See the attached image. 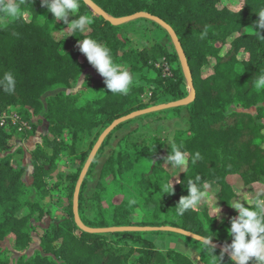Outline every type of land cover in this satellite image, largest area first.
<instances>
[{"label":"trees","instance_id":"16d2710c","mask_svg":"<svg viewBox=\"0 0 264 264\" xmlns=\"http://www.w3.org/2000/svg\"><path fill=\"white\" fill-rule=\"evenodd\" d=\"M93 1L112 17L147 11L169 23L186 55L195 98L185 106L135 117L111 131L80 188L81 222L89 227L170 225L223 245L230 243L227 230L230 219L238 215L231 208L237 190L264 187V88L255 83L264 74V29L243 31L259 22L257 13L264 9V0H240L237 9L224 0ZM17 3L18 16L0 26V78L10 72L16 81L14 92L0 89V109L14 108L31 128L0 127V264H199L177 248L157 247L151 235L189 239L203 248L202 256L208 261L211 250L190 237L169 231L89 233L78 227L72 210L76 181L101 131L119 116L187 95L185 76L167 32L144 18L113 25L81 0L79 14L89 15L93 22L85 33H65L63 21L52 26L50 20H40L41 13H49L41 0ZM133 22L161 28L169 43L132 45L120 29ZM86 37L106 45L113 60L132 74L127 95L108 92L103 77L94 75L95 68L77 46ZM162 58L170 65L169 76L155 64ZM183 110L186 127L170 135L183 145L189 163L177 176L164 161L171 150L168 137L141 136L133 129L110 142L128 122L161 114L175 117ZM43 122L46 131L30 150L27 164L18 137L36 135ZM65 152L78 158L77 168L53 175L57 159ZM197 152L200 157L194 159ZM197 175L201 184L218 186L211 193L218 207L229 210L224 221L209 206L178 214L176 206ZM232 176L241 183L233 184ZM169 182L173 192L166 191ZM57 191L67 202L61 216L53 217V205L44 200ZM43 219L47 223L41 227ZM220 252L215 248V255ZM222 264H229L226 254Z\"/></svg>","mask_w":264,"mask_h":264},{"label":"clouds","instance_id":"9594fccd","mask_svg":"<svg viewBox=\"0 0 264 264\" xmlns=\"http://www.w3.org/2000/svg\"><path fill=\"white\" fill-rule=\"evenodd\" d=\"M41 6L52 14L55 21H63L67 26L65 33H85L92 24V18L87 14H79L81 0H41ZM20 13L17 0H0V26H6L9 21ZM258 26L264 29V9L258 13ZM75 17L74 19H69ZM79 51L86 57L100 76L108 92L127 95L133 84V76L126 67L113 60L110 49L103 43L86 37L77 42ZM257 87L264 88V74L259 75L255 81ZM15 78L7 72L0 78V89L6 92L15 91ZM83 84V83H82ZM166 144L171 149L164 158L165 164L170 166L169 171L177 174L188 166V154L183 150V145L175 142L174 136L169 135ZM200 154H194V159H199ZM173 192V185L169 182L166 191ZM188 195L180 198L176 206L179 215L188 210L197 209L203 202L211 199L212 186L208 182L201 184V177L197 175L194 180L188 182ZM238 194L233 199L231 208L238 215L230 219L228 235L230 243H225L220 256L214 255L215 246H210L211 240L205 239L203 246L211 250L217 264H222L225 254L229 256V264H264V189L249 193L243 189L237 190ZM218 201V200H217ZM215 215L220 218L221 208L216 205ZM247 205V206H246Z\"/></svg>","mask_w":264,"mask_h":264},{"label":"water","instance_id":"95a60500","mask_svg":"<svg viewBox=\"0 0 264 264\" xmlns=\"http://www.w3.org/2000/svg\"><path fill=\"white\" fill-rule=\"evenodd\" d=\"M86 6L90 9V11L95 14L96 16L103 17L105 20L109 21L113 25H122L128 22H131L133 20H136L138 18H144L148 19L150 21H153L160 25L169 35L171 42L173 44V47L176 51V54L178 56L181 68L183 70V74L185 76V80L187 83V88H188V93L186 96L163 102V103H158L155 105H151L142 109H137L134 111H131L127 114H124L122 116H119L115 119H113L109 125H107L101 133L98 135L95 143L93 144L82 168L79 173L78 179L76 181L75 187H74V192H73V197H72V210H73V215H74V220L78 227H80L82 230L89 232V233H98V232H114V231H169L177 234H181L186 237H190L192 239H195L197 241L203 242L206 239V237L194 233L192 231L183 229L181 227L177 226H170V225H161V226H149V225H124V226H110V227H89L84 225L80 218H79V213H78V204H79V193H80V188L83 183V180L87 174V171L92 164L98 150L102 146L104 139L111 133V131L117 127L118 125L122 124L125 121L131 120L135 117L156 112V111H161L165 110L168 108H173V107H179V106H185L189 104L194 98H195V88L193 85V79H192V74L190 67L188 65V61L186 58V55L184 53V50L181 46V43L179 41V38L172 28V26L165 22L163 19L160 17L153 15L147 11H137L131 14L123 15L120 17H112L109 15L107 12H105L99 5H97L93 0H83ZM163 154H165V148L163 149ZM209 239V238H207ZM210 246H215V248L222 250L224 245L222 243L216 242L211 240ZM227 255V254H226ZM228 256V255H227ZM229 257V256H228Z\"/></svg>","mask_w":264,"mask_h":264},{"label":"rangeland","instance_id":"374dc122","mask_svg":"<svg viewBox=\"0 0 264 264\" xmlns=\"http://www.w3.org/2000/svg\"><path fill=\"white\" fill-rule=\"evenodd\" d=\"M224 2L226 4H228L230 7L232 8H239L240 6V0H228V1H225ZM48 15H51V13H41L40 15V20L41 21H49V23H51L52 26H57L59 25L62 21H55L54 20V17L53 16H48ZM135 21V20H133ZM136 23L138 24V22H133V24ZM150 24V23H149ZM156 27V26H154ZM155 29H158L157 31H162L164 32L161 28L159 27H156ZM259 26H258V21H255V22H252L251 24L245 26L243 28V31H247V30H252V31H257L259 30ZM156 31V32H157ZM120 34H125L126 36H128L131 40V43L132 45L134 46H143V45H149L153 42H155L157 39H158V36L157 34L155 33V31H151L150 29H148L147 27H141V26H137V27H134L133 30H130L129 28L127 27H123L120 29ZM157 64V62L155 63ZM157 66V65H156ZM94 68V67H93ZM92 72H94V75L95 73H97L96 75L98 76L99 73L94 69ZM95 75V76H96ZM47 127V124L45 122H43L42 124H39L38 128L36 129V135L34 136H30L28 138H24V137H21V135H19V141H21L20 143H17V146H22L24 147V150H25V157H24V161L25 163L29 164V156H30V150L32 148L35 147L36 143L39 141L40 139V136L43 135L46 131V127ZM139 135L141 136H151L153 134H150L148 132H139L138 133ZM165 137V136H164ZM163 137V138H164ZM18 160V158H16ZM78 158L76 156H72V155H69L68 152H65L64 154H62L56 161V168H55V171L52 173L53 175H56L57 173H61V172H65V171H71V170H75L78 166L77 160ZM94 175L97 173L96 170L93 172ZM31 177V170L29 171L28 173V178ZM233 184H239L241 183L240 180H239V177L238 176H232L230 177L229 179ZM91 184L92 183V180L89 182V185H88V190L86 193H89L90 190H91ZM209 184H211L212 186V190L213 192H216L218 190V186L213 183V182H209ZM259 189H264V187H261V186H258V187H249L247 186L246 189H244V191H248L249 193H252V192H255ZM67 202V199L65 197L62 196L61 192L60 191H57V192H52V195L50 197H47L45 200H44V203H49L51 205H53V211H52V216L53 217H59L61 216L62 214V207L66 204ZM215 205V201H214V197H213V193H211V199L209 201H206V202H203L199 207H203V206H209L210 208H212V212L215 211V207L213 206ZM228 214H229V210L227 208H221V213H220V218H219V221H224L225 218L228 217ZM48 219V218H47ZM46 219V220H47ZM46 220L43 219L42 222H40V226L41 227H44L46 225ZM39 230H37V232H35V238H34V244L35 245L38 241V234H39ZM166 237H168V239H171V240H175V239H181L184 243H187L186 245H189V244H193L197 247L200 248L199 245H197L195 242H192L191 240L189 239H186V238H183V237H176L174 235H151V238L153 240V242L156 244L157 247L159 248H167V247H170L171 246V243L169 242V240H166ZM34 247L31 246L29 248V250L27 251L28 253H30L32 251ZM176 248V247H175ZM178 249V248H177ZM201 249H203L201 247ZM181 250V249H179ZM183 252H186L184 249L181 250ZM192 254V253H191ZM215 255V253H214ZM193 257V259H195L199 264H208L210 262V264L215 261V258L213 257L212 255V259L209 257L208 258V261L206 259H204V256H197L196 253L191 255ZM216 256L218 257V254H216ZM207 261V262H206Z\"/></svg>","mask_w":264,"mask_h":264},{"label":"crops","instance_id":"0c3cea01","mask_svg":"<svg viewBox=\"0 0 264 264\" xmlns=\"http://www.w3.org/2000/svg\"><path fill=\"white\" fill-rule=\"evenodd\" d=\"M141 26V27H147L151 31H155V33L158 36L157 42L167 45L169 43L167 36L162 31H157L158 29H155L153 25L149 23L144 22H138V24L134 23L129 25L127 28L130 30H133L134 27ZM157 31V32H156ZM187 125V114L186 111H182L179 116L170 117L167 118L163 114L157 115V116H149L141 119H137L131 122H128L127 124L123 125L117 131L112 135L111 137V143L116 141L118 138L125 135L127 132L137 129L139 132H148L150 134H156L161 137H168L172 131L176 128H185ZM225 209V208H224ZM166 240H169L171 243L170 247H176L181 250H185L187 254L193 255L196 253L197 256L203 255V250L193 244L186 245L187 243H184L181 239H175L171 240L166 237ZM192 253V254H191ZM212 259V258H211Z\"/></svg>","mask_w":264,"mask_h":264},{"label":"built area","instance_id":"2783aa9c","mask_svg":"<svg viewBox=\"0 0 264 264\" xmlns=\"http://www.w3.org/2000/svg\"><path fill=\"white\" fill-rule=\"evenodd\" d=\"M156 65L161 67L163 75H171L170 65L165 58H162ZM9 125L16 126L18 131L31 128L30 122L23 119L14 108L7 107L0 109V127L6 128Z\"/></svg>","mask_w":264,"mask_h":264}]
</instances>
